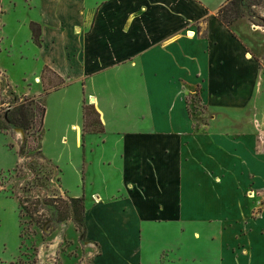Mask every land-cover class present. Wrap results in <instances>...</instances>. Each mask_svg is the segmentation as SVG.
Segmentation results:
<instances>
[{"label": "crops", "instance_id": "1", "mask_svg": "<svg viewBox=\"0 0 264 264\" xmlns=\"http://www.w3.org/2000/svg\"><path fill=\"white\" fill-rule=\"evenodd\" d=\"M226 1L33 0L40 45L29 29L9 37L18 47L8 52L11 66L29 62V76L40 78L43 128L54 132L48 145L44 128L42 155L60 173L62 190L84 199L95 264H143L145 232L154 225L179 226L186 245L203 241L209 225L238 226L256 207L245 193L264 186V130L215 140L187 104L193 88L206 103L209 94L235 103L229 52L211 35ZM86 104L98 114L99 132L85 129ZM261 214L253 224H264ZM228 259L222 264H233Z\"/></svg>", "mask_w": 264, "mask_h": 264}, {"label": "rangeland", "instance_id": "2", "mask_svg": "<svg viewBox=\"0 0 264 264\" xmlns=\"http://www.w3.org/2000/svg\"><path fill=\"white\" fill-rule=\"evenodd\" d=\"M32 2L1 0L0 4V42L4 38L0 59L6 65L0 66V122L4 123V115L20 105L25 107L29 121L25 128H7L6 137H0V264H95V249L86 243L83 229L72 219L59 221L58 208L62 209L71 197L61 188L58 170L38 150L44 104L34 87L40 84V78L29 76L34 67L29 62L25 66H11L12 59L7 57L9 51L18 50L17 40L13 44L9 37L23 38L29 23L36 22L28 10ZM211 35L229 52L230 68L226 70L232 75L228 86L235 103L226 104L211 94L206 103L200 89L193 88L187 99L190 113L203 114L200 118L203 123L208 122L207 134L215 140L222 133L233 136L251 130L258 135V126L264 130V0L245 10L243 18L229 29L214 20ZM218 67L221 72L222 67ZM86 115V129L96 130L92 111ZM48 125L53 126L50 120ZM44 128L45 143L52 145L54 132ZM244 143L246 149L250 148L247 140ZM99 173L102 174L100 169ZM251 192L253 198H249ZM245 194L256 200V207L247 218H241L238 226L216 223L204 233L207 224L203 223V241L184 245L180 233L185 231L179 226L154 225L150 231L146 229V236L153 241L142 243L140 260L143 264H151L156 258L162 262L168 259L167 264H222L229 257L233 264H264V224H253L262 218L264 186L249 188ZM21 203L27 209L21 210ZM243 241L250 247L253 260L245 255L249 249H245Z\"/></svg>", "mask_w": 264, "mask_h": 264}, {"label": "trees", "instance_id": "3", "mask_svg": "<svg viewBox=\"0 0 264 264\" xmlns=\"http://www.w3.org/2000/svg\"><path fill=\"white\" fill-rule=\"evenodd\" d=\"M262 2V0H227L224 5L218 10L216 19L218 22L225 28H230L231 25L238 19L243 18L245 15V10L251 9L253 6H257ZM1 3V0H0ZM29 30L31 32V37L33 42L36 45H40L41 43V27L39 24L31 22L29 24ZM43 108L41 111V119H40V130L38 135L39 141V151L42 152V141L44 137V128H43V120L45 115V101L43 97ZM38 111V108L36 109ZM92 111L93 116L96 119L98 128L96 130H90L91 132H99L101 130L100 122L98 120V114L94 111L92 106L84 107V119H85V129L87 124V112ZM11 113V112H10ZM8 113L4 115L3 121L0 122V132L4 134V130L7 128H25L28 124L27 111L23 105L17 107L14 112L11 114ZM87 130V129H86ZM88 131V130H87ZM5 135V134H4ZM84 200L82 198H70L68 201L64 202L65 206L62 209L58 208L60 213L59 221H64L67 218L72 219L83 229V236L85 237V225H84ZM20 209L25 210L23 204H20Z\"/></svg>", "mask_w": 264, "mask_h": 264}, {"label": "bare ground", "instance_id": "4", "mask_svg": "<svg viewBox=\"0 0 264 264\" xmlns=\"http://www.w3.org/2000/svg\"><path fill=\"white\" fill-rule=\"evenodd\" d=\"M191 35H193V34L191 33ZM247 57L249 58V55H247Z\"/></svg>", "mask_w": 264, "mask_h": 264}, {"label": "built area", "instance_id": "5", "mask_svg": "<svg viewBox=\"0 0 264 264\" xmlns=\"http://www.w3.org/2000/svg\"><path fill=\"white\" fill-rule=\"evenodd\" d=\"M252 195V194H251Z\"/></svg>", "mask_w": 264, "mask_h": 264}]
</instances>
